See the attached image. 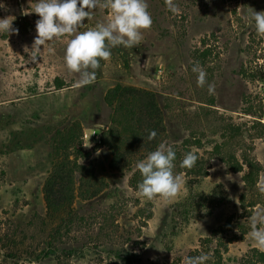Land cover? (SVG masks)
I'll return each instance as SVG.
<instances>
[{
	"label": "rangeland",
	"instance_id": "rangeland-1",
	"mask_svg": "<svg viewBox=\"0 0 264 264\" xmlns=\"http://www.w3.org/2000/svg\"><path fill=\"white\" fill-rule=\"evenodd\" d=\"M0 2V18L10 16L17 30L0 33V264H186L201 254L206 264H255L249 217L264 214V195L257 185L246 189L245 173L229 171L212 151L222 144L239 158L252 154L262 165L257 184L264 181V36L247 18L264 11V0H173L175 14L164 0H146L152 25L139 45L112 48L83 86L63 59L75 33L46 42L43 58L29 62L24 47L36 35V0ZM100 3L77 32L107 20L110 10ZM194 65L206 73L202 87ZM116 84L157 94L167 143L190 139L196 150L201 142L199 152L212 157L209 175L190 186L183 173H173L182 178L176 196L148 200L130 187V171L109 168L101 138L111 118L105 94ZM55 137L87 167L77 178L86 177L90 192L99 190L87 200L76 197L86 221L78 232L76 226L51 240L41 219Z\"/></svg>",
	"mask_w": 264,
	"mask_h": 264
},
{
	"label": "clouds",
	"instance_id": "clouds-1",
	"mask_svg": "<svg viewBox=\"0 0 264 264\" xmlns=\"http://www.w3.org/2000/svg\"><path fill=\"white\" fill-rule=\"evenodd\" d=\"M164 3L172 13L178 12L173 0H164ZM3 7L4 4L0 2V8ZM98 7H101L100 0H36L31 11L39 17L35 22L36 35L31 47H24L29 62H37L39 58H43L46 42L75 33L66 45L63 59L70 73H79V84L88 85L95 79V72L101 67L100 62L110 58L112 48L122 46L128 49L139 45L142 30L152 25L146 0H105L103 7L110 10L107 20L98 22L85 31L77 32L84 24L85 18L87 21L90 20L93 11ZM9 17L0 18V33L9 35L10 32L17 31L12 27L13 19ZM247 18L254 25L257 35L264 36V11L252 10ZM192 72L197 73V86H204L206 73L198 65L192 67ZM214 91V86L208 84L209 94H213ZM156 135V131L152 130L147 139L151 141ZM175 159L176 153L173 148L161 143L155 151L137 163L136 167L142 177L138 184L141 196L148 200L157 195L165 199L176 196L182 178L173 174ZM197 159V155L188 152L180 161V167L191 169ZM257 188L264 195V181L259 182ZM249 224L250 238L255 242L257 250L264 253V227H258L264 226V214L257 212L250 216ZM208 259L207 254H201L189 257L186 264H205Z\"/></svg>",
	"mask_w": 264,
	"mask_h": 264
},
{
	"label": "trees",
	"instance_id": "trees-1",
	"mask_svg": "<svg viewBox=\"0 0 264 264\" xmlns=\"http://www.w3.org/2000/svg\"><path fill=\"white\" fill-rule=\"evenodd\" d=\"M105 102L111 108V118L107 130L102 134L101 143L106 145L111 152L109 168L121 172L130 171V187L138 189V184L142 181L136 167L137 163L144 160L150 152L155 151L161 143L173 148L176 153L173 173H183L190 186L209 175L212 157L199 152L203 147L201 142H198L199 146L196 150L193 149V142L190 139L183 140L181 144L167 143L165 115L157 94L153 91L132 85L116 84L105 94ZM231 127L239 132L242 130L240 126ZM152 130H155L157 135L149 141L147 136ZM58 133L59 136L64 135L63 132ZM57 138L55 137L53 144L55 158L53 168L43 185L46 215L41 221L46 228L50 229L51 240L62 237V232L70 233L76 226L78 232L79 225L86 221L85 215L76 210L74 201L77 196L87 200L99 190L97 188L96 191L90 192L86 185V177L82 175L77 178L76 171L87 170V167L80 165L69 152L64 153L62 149L68 150L70 147L59 143ZM214 151L229 171L245 173L243 181L246 189L256 187L262 165L252 154L243 153L239 158L235 152H224L222 144L216 145L212 152ZM188 152L197 155L198 159L191 169L181 168L180 161ZM244 201L245 194L241 196L242 208L245 207ZM256 203L253 201L250 206L254 207ZM32 223L33 221L29 222V225ZM229 224V221L225 222L215 233L225 231ZM249 255L255 256V264H264V253L253 249Z\"/></svg>",
	"mask_w": 264,
	"mask_h": 264
}]
</instances>
